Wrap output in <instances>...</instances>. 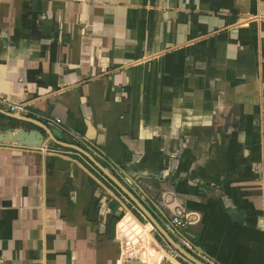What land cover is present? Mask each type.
Segmentation results:
<instances>
[{"label": "crops", "instance_id": "obj_1", "mask_svg": "<svg viewBox=\"0 0 264 264\" xmlns=\"http://www.w3.org/2000/svg\"><path fill=\"white\" fill-rule=\"evenodd\" d=\"M1 101L203 263L264 264V0H0ZM0 264L192 263L77 151L0 141Z\"/></svg>", "mask_w": 264, "mask_h": 264}, {"label": "water", "instance_id": "obj_2", "mask_svg": "<svg viewBox=\"0 0 264 264\" xmlns=\"http://www.w3.org/2000/svg\"><path fill=\"white\" fill-rule=\"evenodd\" d=\"M0 113L12 120H16L18 122H23V123H29L32 125H35L36 127L41 128L44 132L42 133L41 131H32L29 132L25 129H21L20 131H18L17 133L13 134L10 131L14 130L15 127L13 124H9L6 126H1L0 129H2L3 131L7 132L4 136L0 137V141L1 142H16L19 143L21 146L23 147H31V148H46L49 145H51V143H53V145H59L63 148H67V149H71L74 151H77L79 154L83 155L85 158H87L90 162L93 163V165L99 169L104 175L105 177H107L111 182H113L115 184V186L125 195L127 196V198L135 204V206L145 215V217H147L155 226V228L160 232V234L163 236V239L165 240V242L167 244L170 245V247H172L173 249H175V251H177L182 257H184L185 259H187L188 261H190L192 264H205L202 261H200L199 259H197L196 257H194L187 249H185L184 247H182L171 235L170 233L167 231V229H165L158 221L157 219H155V217L152 215V213L147 209V207L145 205H143V203L135 196V194L133 192H131L117 177H115L111 172H109L96 158L94 155H92L91 153H89L88 151H86L84 148L75 145V144H69V143H65V142H61L56 138L55 133L53 132V130L48 127L45 126L44 124L26 117V116H22L21 114H13L10 112H4V110L0 109ZM46 135L47 137H49V140L47 143H45L46 141ZM164 218L167 220L168 217L166 215H164Z\"/></svg>", "mask_w": 264, "mask_h": 264}, {"label": "built area", "instance_id": "obj_3", "mask_svg": "<svg viewBox=\"0 0 264 264\" xmlns=\"http://www.w3.org/2000/svg\"><path fill=\"white\" fill-rule=\"evenodd\" d=\"M0 107H5L7 109L8 112L10 113H19V114H27L28 113V109L30 107V104H10V103H6L4 101L0 102ZM53 123L56 124H60L61 121L60 120H55L52 121ZM171 224L174 227L177 228H187L189 225V222L187 220H184L183 217L181 216H175L172 221Z\"/></svg>", "mask_w": 264, "mask_h": 264}]
</instances>
